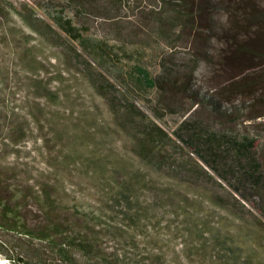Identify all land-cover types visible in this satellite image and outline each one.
<instances>
[{"label": "trees", "instance_id": "obj_1", "mask_svg": "<svg viewBox=\"0 0 264 264\" xmlns=\"http://www.w3.org/2000/svg\"><path fill=\"white\" fill-rule=\"evenodd\" d=\"M59 1L65 4L46 0L33 5L40 14L30 26L40 39L32 48L25 41L22 58L25 65H34L25 85L33 96L11 97L10 68L0 65V254L15 264H264V242L256 234L248 230L232 234L227 224L215 226L196 218L169 185L176 178L190 182L205 176L212 184L224 189L226 185L234 203L247 204L264 219V159L260 154L264 152V0H149L154 13H162L151 18L154 34L168 48L158 56L157 70L152 72L140 56L125 50L126 42L98 44L99 51L118 55L115 47L128 59L122 68L125 72L120 73L107 70L89 45L85 28L67 14L66 5L87 9V4L95 6V0ZM128 1L112 4L123 6ZM4 9L0 6V15L7 14ZM48 34L60 39L58 60L75 52L78 64L90 65L88 73L79 72L87 75L93 94L106 105V112L148 173L169 178L168 182L149 179L146 171L139 173L117 159L109 163L96 154L99 137L94 138V149L86 151L82 141L89 129L84 127H96L93 136L102 134L103 116L95 119L99 107L94 103L83 107L89 116L83 124H70L61 116L66 95L35 76L44 61ZM178 43L185 52L176 50ZM202 65L210 76L207 84L198 81ZM137 99H149L150 113ZM167 115H176L171 131L163 124ZM256 121L263 127L253 133L247 127ZM28 142H40L53 152L49 165L54 168L69 171L71 163L90 166L89 177L103 199L98 204L80 199L64 209L54 186H42L37 192L25 189L26 170L16 162L17 155L9 160V154H17ZM105 172L110 178L103 183L96 175ZM144 189L156 195L147 204L138 193ZM28 198L34 199L37 211L26 208ZM214 203L222 208L228 205L219 200ZM107 204L113 211L107 210ZM156 207L181 212L186 219L184 233L197 242L200 251L184 252L179 260L168 258L157 237L149 236L151 246L141 252L143 256L127 253L126 249L136 248L143 233L140 221L145 218L153 223L148 211ZM259 225L264 231L263 220ZM105 235L114 241L111 249L101 246Z\"/></svg>", "mask_w": 264, "mask_h": 264}, {"label": "rangeland", "instance_id": "obj_2", "mask_svg": "<svg viewBox=\"0 0 264 264\" xmlns=\"http://www.w3.org/2000/svg\"><path fill=\"white\" fill-rule=\"evenodd\" d=\"M53 1L56 3L62 2L59 0ZM113 1L95 0L92 2L95 6L90 8V5L87 4L85 7L87 9L78 5H66L70 8L67 10V14L73 16L72 20L77 26L86 29H83V32L88 37L89 45L96 49L94 54H99V58L105 63L107 70L116 73L125 72L122 68L129 61L115 47L114 50L118 52V55L110 53L107 50L108 47H105L107 51H99L98 47L100 45L98 44L106 42L108 45L117 46V44L126 42V45H124L126 46L124 47L125 50H130L129 53L135 54L134 56H140V62L147 66L150 71L155 72L157 70L158 56L168 47L163 39L154 34L152 28L154 27V22L151 18H154L153 14H157L158 16L162 15V13H159V10L154 13L149 0H129L123 6H115L112 4ZM36 2L44 4L46 0H0V6L3 10L5 11L4 8H6V11L8 10L6 15H0V65L5 64L10 68L11 72H9L10 78L8 82L9 89L12 92L11 97L33 96L25 88V85L32 75L31 71L34 65H25L22 58L24 56L23 50L26 46L25 41L27 40L28 46L32 48L40 39L37 37L38 34L30 26L36 22L35 18L40 14L33 8ZM61 4L63 5L65 2ZM58 7L57 5L55 6V8ZM55 8H52V10L54 13H57ZM7 18L10 20L8 21ZM23 18H26L27 21H24ZM45 19L51 22L48 18ZM55 28L57 29V27ZM47 36L50 40L48 41L47 39V48L42 53L44 61L39 63L41 59H38V63L42 66L39 67L38 72L36 71L35 76L45 84L49 82L52 86H57L58 89L63 91V95H66V99L63 100L64 110L61 112V116L67 118L70 124H83L85 123V119L89 117L83 112V107L92 103L99 107V110L96 112L97 114H93L95 119L103 116L104 122L101 121L103 122L102 134L97 133L95 134L96 136H93L91 132L96 130V127H84L89 129V131L85 129V131L87 130V133H85L86 139L82 141L87 144L86 151H92L94 149V138L99 137L101 138V144L96 154H100L109 163L117 159L133 167L139 173L146 171L149 179L153 178L156 182H163V180L168 182L169 178H163L162 180L156 174L150 175L148 173L149 169L140 163L139 158L131 150L130 142L124 136L123 131L117 127L118 125L111 114L106 112V105L100 98L93 94V90L89 87L86 80L87 75L84 77L83 73L79 72V70H82L88 73V70H92L90 65H85L82 62V65L78 64L75 52H71L67 56L65 55V61L63 60L64 58L58 60L55 55L61 52L59 46L60 39L56 38L54 34H48ZM178 44L176 50L185 52L183 45L181 43ZM78 52L82 53L81 51ZM92 64L94 67H97L93 62ZM197 74L199 84L206 83L208 78H210L204 65L200 67ZM56 75L59 81L56 80ZM148 100L137 99V103L147 113H150ZM175 116L167 115L164 119L165 123L163 124L168 131H171L174 127ZM257 120H261V118ZM258 122H254L256 124L253 123L247 128L253 133L260 132L263 124H258ZM53 154V152L44 148L40 142L37 145L33 142H28L20 146L17 154L10 153L9 160H12V157L17 155L16 162L24 171L26 170V174H24L25 189L31 188L37 192L36 190L42 186L49 184L50 186H54L56 189L54 194L59 197L61 206L64 209L71 208L73 203L80 199H90L98 204L103 198L98 191V186L89 177L92 174V168L87 164H84V167L77 163H71L69 165V171L64 167L54 168L57 166L53 167L49 165L50 156ZM260 154L264 159V152H260ZM115 176L121 178V174L116 173ZM180 176L185 177L182 173ZM96 178L106 183L109 182L108 178L110 177L109 173L105 172L101 175H96ZM169 182L172 192L176 196L184 198L183 200L186 206L195 212L194 215L196 218L199 216L202 220L209 221L215 224V226H221V223L227 224L232 229V234H235L234 230H241L242 233L248 230L249 233L256 234L259 240L264 242V231H262L259 225V220L264 221L263 217L247 204L246 207H242L234 203L232 197L227 193L228 187L226 185L224 186L226 189H224L218 184H212L205 176L192 178L190 182L179 181L177 178ZM102 185L105 186V184ZM103 191L100 192L103 194ZM138 193L143 204H147L150 198L156 196L154 192L147 189L140 190ZM217 200L222 203H228L227 207L222 208L216 205L214 202ZM26 208L33 211L38 210L33 198H28ZM107 210L113 211L108 204ZM148 213V216L153 219V223H148L149 220L147 222L145 218L140 221L139 226L143 230V233L137 238L138 244L136 248L126 249L127 253L141 254L143 256L141 252H146L151 246V244L147 243L149 236L157 237L158 244L162 245L165 255L168 258L179 260L183 258L184 252L196 250L197 248L200 251L197 242L184 233L186 219L182 216L181 212L174 213L173 209H166L163 212L160 207H156L155 211L149 210ZM154 224L155 226H153ZM100 242L102 247L109 249L114 244V241L106 235L102 237ZM117 244L120 247V243ZM0 258L4 259L7 264H15L4 255L0 254Z\"/></svg>", "mask_w": 264, "mask_h": 264}, {"label": "bare ground", "instance_id": "obj_3", "mask_svg": "<svg viewBox=\"0 0 264 264\" xmlns=\"http://www.w3.org/2000/svg\"><path fill=\"white\" fill-rule=\"evenodd\" d=\"M0 261H1L3 264H7V263L5 262L4 259H1V258H0Z\"/></svg>", "mask_w": 264, "mask_h": 264}, {"label": "water", "instance_id": "obj_4", "mask_svg": "<svg viewBox=\"0 0 264 264\" xmlns=\"http://www.w3.org/2000/svg\"><path fill=\"white\" fill-rule=\"evenodd\" d=\"M0 264H3V263L0 261Z\"/></svg>", "mask_w": 264, "mask_h": 264}]
</instances>
